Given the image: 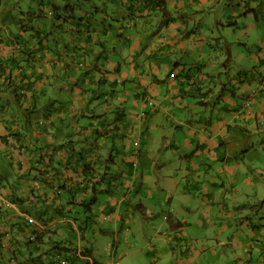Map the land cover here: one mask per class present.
<instances>
[{"label": "crops", "instance_id": "obj_1", "mask_svg": "<svg viewBox=\"0 0 264 264\" xmlns=\"http://www.w3.org/2000/svg\"><path fill=\"white\" fill-rule=\"evenodd\" d=\"M19 4L0 264H264V0Z\"/></svg>", "mask_w": 264, "mask_h": 264}, {"label": "rangeland", "instance_id": "obj_2", "mask_svg": "<svg viewBox=\"0 0 264 264\" xmlns=\"http://www.w3.org/2000/svg\"><path fill=\"white\" fill-rule=\"evenodd\" d=\"M17 1H19V7L20 8H23V9H25V10H27L28 8H27V3H28V0H17ZM102 195V194H101ZM122 195V197H124V194H121ZM102 198H103V196H101ZM100 206V205H99ZM99 206H98V208L96 209V212L98 213V214H100V213H102V210H100L99 209ZM108 215V214H107ZM105 225V227H108L107 229L109 230V229H112V227L108 224V223H105L104 224ZM127 238H128V236H127ZM104 246H105V248H104ZM104 246H103V249H102V251L101 252H107V251H109L110 252V254H111V251H112V249H111V247H109L110 245H105L104 244ZM106 247H107V249H106ZM107 250V251H106ZM120 258V257H119ZM119 258L117 259L116 257L115 258H113L112 259V261H110V262H115V263H117L118 261L117 260H119ZM107 263H109V262H107Z\"/></svg>", "mask_w": 264, "mask_h": 264}, {"label": "built area", "instance_id": "obj_3", "mask_svg": "<svg viewBox=\"0 0 264 264\" xmlns=\"http://www.w3.org/2000/svg\"><path fill=\"white\" fill-rule=\"evenodd\" d=\"M151 103H152V104H154V102H153V101H151ZM59 256H60V255H59ZM59 256H58V258H59ZM60 259H61V258H60ZM60 259H59V260L57 259V261H58V264H59V261H60ZM108 264H117V263L113 262V263H108Z\"/></svg>", "mask_w": 264, "mask_h": 264}, {"label": "clouds", "instance_id": "obj_4", "mask_svg": "<svg viewBox=\"0 0 264 264\" xmlns=\"http://www.w3.org/2000/svg\"><path fill=\"white\" fill-rule=\"evenodd\" d=\"M138 163L137 162H135V165H137Z\"/></svg>", "mask_w": 264, "mask_h": 264}]
</instances>
